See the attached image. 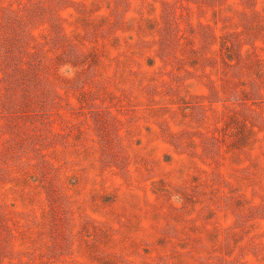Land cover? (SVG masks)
<instances>
[{"label": "rangeland", "instance_id": "obj_1", "mask_svg": "<svg viewBox=\"0 0 264 264\" xmlns=\"http://www.w3.org/2000/svg\"><path fill=\"white\" fill-rule=\"evenodd\" d=\"M0 264H264V0H0Z\"/></svg>", "mask_w": 264, "mask_h": 264}]
</instances>
